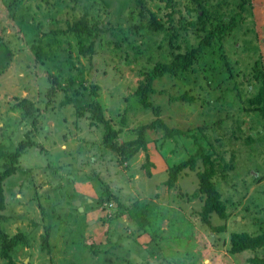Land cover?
<instances>
[{"label":"rangeland","instance_id":"1","mask_svg":"<svg viewBox=\"0 0 264 264\" xmlns=\"http://www.w3.org/2000/svg\"><path fill=\"white\" fill-rule=\"evenodd\" d=\"M246 1L243 9L241 0L208 1L212 9L222 6L228 21L232 14L241 13L237 28L206 52L196 76H189V90L196 101H172V90L153 95L170 126H208L203 127L204 135L196 133L202 144L189 142L190 146L181 137L162 146L163 131L148 130L149 153L155 162L149 176L141 167L143 150L130 164L122 162L116 149L102 143L104 127L94 125L88 115H78L72 100L92 99L91 87L98 84L105 116L120 130L119 141L135 137L133 128L155 116L137 101L141 71L152 66L151 56L169 58V30L144 27L136 31L131 26L135 0H0V170L8 152L34 122L37 125L33 137L38 145L19 159L22 171L5 181L6 228L11 233L25 231L29 240L16 248V260L24 264H255L253 257L264 256V246L237 253L228 248L233 231L257 234L264 230V117L245 108L248 97L260 88L258 68L264 71V0ZM146 4L160 16L171 10L161 0H146ZM186 4L187 0H181L177 7L196 18L195 12L188 14ZM99 8L104 9L102 24L117 26L100 32L90 65L79 54L73 34L53 36L51 31L66 28L68 21ZM117 21L122 22L120 26ZM37 22L42 23L40 31L33 27ZM41 37L62 40L58 57H36L33 43H40ZM223 52L229 63L222 58ZM71 56L85 66V79L73 87L65 83L66 91L50 96L49 67H67L63 64ZM235 85L239 89L233 90ZM32 104L39 110L27 116L35 109ZM199 144L213 150L222 165L229 164L224 174L219 168L214 177L229 216L224 219L214 213L210 223L201 214H189L202 206L200 197H182L198 189L196 170L183 171L175 187L165 182L169 167L186 159ZM203 166L200 160L197 168ZM77 182L87 192L72 186ZM108 186L129 205L117 218H112L118 209L116 201L99 200ZM137 199L147 208L149 203L145 223H151L145 227L130 209ZM221 224H226L225 230L214 228ZM46 228L50 236L44 251L40 235ZM156 248L158 257L153 254ZM4 262L0 255V264Z\"/></svg>","mask_w":264,"mask_h":264},{"label":"trees","instance_id":"2","mask_svg":"<svg viewBox=\"0 0 264 264\" xmlns=\"http://www.w3.org/2000/svg\"><path fill=\"white\" fill-rule=\"evenodd\" d=\"M161 1L171 7V10L166 12V16H160L154 9L148 7L146 0H135L134 8L131 10V15L135 19L133 20L131 18V26H133L136 31L144 27H155L157 30L166 28L169 30V35L167 37L168 44L166 45V47L169 45V58L167 60L164 58L154 59L151 56L150 58L154 60V63L148 68L147 66L143 67L140 83L135 92L140 106L144 110H150L155 116L148 121L137 124L133 128L135 137L120 142V130L115 128L111 121L105 116L104 107L98 97V84H93L91 87V92L93 94L92 99L89 100L85 98L82 102H78L75 99L72 100L78 115L81 117H86L88 115L92 119L94 125L104 127L102 143L106 147H113L116 149L120 154L122 162L127 163V165L130 164L138 153L143 150L145 161L142 163L141 167L145 169V172L149 176H152V167L155 166V162L151 159L149 153L148 130H156L159 128L163 131L162 146H164L165 142L169 139L173 140L175 143L179 142V140H177L178 137L185 139V144L188 142V146H190L189 142L193 145L195 141L196 143L202 144V139L198 140L199 135H196V133L202 131V135H204L203 127L208 126L207 123L187 129L170 126L162 116L163 106L155 102L153 95L158 92L172 90L169 98L170 100H185L189 103H194L196 98L189 90V86L192 84L189 80V76H196L194 74L198 72L197 66L202 62L201 57L211 50L217 42H222L225 35L232 33L237 28L239 21L238 17L241 13L232 14L231 19L228 21L223 16L224 10H221L222 6L217 5L216 9H212L211 5L207 4L209 0H187L186 8L188 14L192 12L197 14L196 18H190L188 15L183 14L182 8L177 7V4L180 3L181 0ZM247 3L246 0H241L239 3L240 8H245ZM9 6H11V3ZM102 8H99L96 13L85 11L78 18L68 21L66 28L59 26L51 31L53 36L62 33L73 34L77 38L79 54L86 57L90 65L96 53V39L100 32H111L117 26L113 23L102 24L100 19L104 11ZM121 23V21H117L119 26ZM33 27L40 31L42 23L37 22L33 24ZM192 33H194V37H192ZM44 35L47 37V32L44 33ZM34 38L37 37L35 36ZM192 39L195 40L193 41ZM38 40L40 43H33V49L36 52L37 58L44 60V57H58L59 50H61L59 47L62 45L61 39H57L58 41L56 42L41 37ZM54 43H56V46H54ZM222 58L226 59V63H229L224 52L222 53ZM63 66L67 67H62V65L60 67L55 66L56 70L49 67L50 73L48 77L52 80V84L48 86L49 88L47 87V94H50V96L56 95L60 89L66 91L67 87H65V83L73 87L78 80L83 81L85 79L86 68L81 64L79 59L76 60L71 56L70 61L63 64ZM256 75L257 80L260 82V88L248 97L247 101L249 105L245 108L264 117V71L258 68ZM169 79L173 81L168 83ZM183 81L185 83L187 82V86L183 84ZM232 89H239V86L235 85ZM206 94H210V90H208ZM204 98L206 99L208 97L205 96ZM33 107L32 104V108ZM34 108L33 111H28L26 115L30 116L29 114L37 113L39 108ZM192 118H194V116H192L191 119ZM217 119H220V123L222 122L221 117ZM33 125V128L27 132L28 136L26 135L20 139L16 147L8 152V159H6L2 165L3 168L0 170V255L5 261L4 264H24L23 261L19 262L16 260V248L29 241L27 240L28 237L25 231L21 230L16 233H11L6 228L7 217L4 210L7 206L5 181L18 171H22V168H19V159L32 145H38L33 137L35 131L37 132V125L35 122ZM252 140V136L248 137L249 142H252ZM208 142L211 143L210 140H208ZM201 144L197 145V147L195 146L194 151L186 159L176 162L169 167V176L165 182L170 188L175 187L183 171H186L188 168L196 170L199 177L198 189L181 196L183 198L187 196L188 199L200 197V199L203 200L202 206L200 209H192V211H189V214L192 216L197 213L201 214L204 220L206 219L207 223H210L211 216L214 213L219 214L224 219L229 216L226 202L214 180L219 168L222 170V174H224L229 164L226 163V165H222L218 160V155L217 157H213L214 151L211 149L208 151L205 146L201 147ZM200 160L204 163V166L202 168H197ZM106 188L105 191L108 190L106 191L107 194L104 191L105 194L102 193L99 200L107 203L112 202V204L113 201H116L118 209L112 218H117L120 211H123L125 208L129 209V205L126 204L125 200L119 194L114 193L110 186H108V189ZM130 209L135 211L134 217L141 226L145 227L151 223H145L147 220L146 217L150 213L149 203L147 208L144 202H140V200L137 199ZM214 228L223 231L226 229V224L214 225ZM49 236L50 228H46L45 232L40 235L42 239L41 248L44 251L46 250V247H44L45 244L49 243ZM150 245L151 247H149ZM262 246H264V230L257 234H251L247 231H233L230 236V245L228 248L230 253H237L245 249L255 250ZM148 247L153 248V245L149 244ZM154 250L155 252H153ZM154 250L151 252H153L155 257H158V253L160 252L159 248ZM252 260L255 264H264V256H255Z\"/></svg>","mask_w":264,"mask_h":264},{"label":"crops","instance_id":"3","mask_svg":"<svg viewBox=\"0 0 264 264\" xmlns=\"http://www.w3.org/2000/svg\"><path fill=\"white\" fill-rule=\"evenodd\" d=\"M38 126H40V125H38ZM42 126V125H41ZM63 144V143H62ZM78 182H80V181H78ZM78 182H77V185L76 186H74L73 184H72V186L73 187H75V189H81V191L82 192H87L86 191V188L84 187V186H82V185H79L78 184ZM80 184H82L81 182H80ZM87 189H88V187H87ZM40 190H42V188H40ZM78 191V190H77ZM79 192V191H78ZM77 197H74V199H76Z\"/></svg>","mask_w":264,"mask_h":264}]
</instances>
